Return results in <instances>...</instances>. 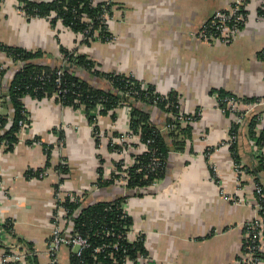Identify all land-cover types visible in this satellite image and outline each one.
Here are the masks:
<instances>
[{
    "label": "crops",
    "instance_id": "obj_1",
    "mask_svg": "<svg viewBox=\"0 0 264 264\" xmlns=\"http://www.w3.org/2000/svg\"><path fill=\"white\" fill-rule=\"evenodd\" d=\"M15 2L0 0V42L39 49L44 54L37 60L49 65H60L61 46L75 49L93 59L99 71L133 75L160 93L174 90L186 112L202 109L184 151L169 153L166 174L158 187L132 195L129 212L135 227L146 236L149 255L156 264H234L251 207L231 201V195L241 191L235 184L228 147L212 151L210 160L217 165L215 179L204 151L227 138L236 118L218 105L212 90L222 89L239 97L264 96V3L244 0L245 25L233 41L222 44L204 42L196 35L217 9L234 0H121L110 22L116 39L86 45L70 30L52 28L45 19L27 20L15 10ZM2 64L11 65L0 52ZM10 71L7 68L2 78L3 88L10 80ZM75 72L94 86L109 88L103 77L86 70ZM23 102L30 114L29 128L20 133V142L11 152L0 147V212L6 221L11 220L18 237L32 243L37 264H48L53 185L60 177L55 165L61 161L67 164L62 193L84 192L86 200L93 202L116 195L112 187L95 185L100 166L97 154L105 160L101 164L105 175L117 156L96 149L82 108L63 107L51 98L25 96ZM250 110H244L242 117ZM124 112V107L117 108L116 121L99 117L101 129L123 131L127 126ZM151 115L157 124L166 116L158 108H153ZM242 132H247L246 125ZM35 136L41 144L32 142ZM248 141V148L239 145V156L246 167H252L258 160ZM45 148L50 149L49 174L26 178V171L38 173L37 168L46 164ZM257 177L264 183V172ZM243 181V192L249 194L251 181ZM7 240L14 242L12 236ZM68 256L69 248L60 247L59 263L69 264Z\"/></svg>",
    "mask_w": 264,
    "mask_h": 264
},
{
    "label": "trees",
    "instance_id": "obj_2",
    "mask_svg": "<svg viewBox=\"0 0 264 264\" xmlns=\"http://www.w3.org/2000/svg\"><path fill=\"white\" fill-rule=\"evenodd\" d=\"M16 1L27 20L44 18L52 28L60 25L75 35L82 34L80 43L88 45L94 41L107 42L111 38V33L108 31L105 22V14L108 16L112 14V2L106 4V1L93 3V0ZM202 26L203 24L200 28ZM0 50L15 60L23 61V66L13 73L6 93L0 84V130H2L0 142L6 141L5 144L3 143L5 145L3 151L11 152L19 140L20 120L30 125V114L23 102V98L29 96L37 100L51 98L63 107L82 108L90 126L94 128L95 132L93 133L92 130V135L96 149L100 151L106 149L112 153L114 158V153L120 152L123 149L122 146H127L126 144L111 143L112 137H119L122 130H113L110 141L100 146L98 133L103 131L107 135L109 132L101 129L98 118L108 116L112 121H116V110L122 106L125 108V119L129 118L126 127L133 135L137 136V140L131 142L130 146L137 151L143 144L146 146V149L140 153H135L136 151L133 152V150L128 153L130 157L134 156L135 158V163L127 167L128 180L124 187L128 190V195L154 191L148 188L154 180L164 178L169 153L171 151H184L188 141L191 140L193 123L189 121L183 123L178 119V115L182 113L181 110L184 117H190L192 121H198L201 117L197 114L201 109L199 107L194 112H186L181 109V97L178 92L171 90L160 93L153 85L129 78L124 73L99 71L96 68L97 63L93 59L86 54L76 52L75 49L60 47V65H49L38 61L37 59L44 54L39 49H26L0 42ZM261 55L264 58V49L261 51ZM60 68L63 70L62 74L58 73ZM76 70H86L90 74L105 78L109 82V88L90 84L77 75ZM5 73L6 69H1L0 77H3ZM128 79L132 82L129 83ZM141 83H145V90L141 88ZM119 92L129 93V97L127 99L120 98L117 95ZM211 95L215 100L217 99L220 107L224 106L222 100L225 97H239L222 89L212 90ZM258 98H264V96L241 97L242 101L246 103L255 102ZM153 108H158L166 114L164 122L160 125L152 119L151 110ZM242 113L243 111L235 114L238 116L237 114ZM259 115L264 117V105L252 108L248 114L243 116L244 120L241 122L233 120L228 135H235V139L231 140L228 149L235 162H241L239 145L248 148L250 145L248 138L249 140L255 138L256 144L259 146L264 145V129L262 127L259 131L257 130ZM245 125L247 136L246 133L242 132ZM243 137L246 139L243 140ZM45 154L47 159L44 167H48L50 166V149L45 148ZM97 158L100 166L98 167L95 185L110 187L119 178L116 171L121 170L122 159L115 161V170L106 178L103 175L104 168L101 165L105 161L103 155L98 153ZM154 159H159V163L155 169H151L150 163ZM55 168L60 169V177L53 185L54 195L60 191L59 183L64 181L68 169L66 163L65 165L59 163L55 165ZM247 168L255 176V181L250 182L251 192L254 184H257L262 185L264 193V183L257 177L258 173L264 172V155L259 156L255 166H247ZM41 169L37 168L36 171ZM24 174H26V178L37 177V172L31 170ZM125 197L127 195L123 196L121 193H117L114 198L95 202H88V200L79 197L75 201H70L69 195L60 199L68 211V223L64 225V230L79 234L88 243L80 255L69 250V264H125L126 260H135L138 255L149 253L145 235L137 237L134 241H130L127 237L134 221L130 214L124 212ZM262 204L264 205V197ZM75 211L76 213H74ZM7 222L8 224H3V226L11 227V220L7 219ZM13 238L18 242L23 241L27 247V252L30 251L26 254V263L37 264L32 243L16 234ZM242 244L243 249L245 242ZM0 246L1 248L5 247L4 245ZM98 248L99 250L96 251ZM3 249L7 251L6 247Z\"/></svg>",
    "mask_w": 264,
    "mask_h": 264
},
{
    "label": "built area",
    "instance_id": "obj_3",
    "mask_svg": "<svg viewBox=\"0 0 264 264\" xmlns=\"http://www.w3.org/2000/svg\"><path fill=\"white\" fill-rule=\"evenodd\" d=\"M103 1H106V4L110 2L113 3L111 5L112 14L109 16L105 14V19H106L105 22L107 24L108 31L111 33V38L108 41H114L116 39V35L113 33L110 27V22L113 20L115 16V12L116 10H118V7L120 6L121 0H93V3L103 2ZM260 1L264 2V0H260ZM244 5H245L244 0H234V2H232L228 7L217 9L212 14L210 19L203 24L202 28L198 30L196 36L200 40L208 43L217 42V43L227 44L233 41L237 37L238 33H240L246 21V13L244 12ZM18 6L19 5L17 4L16 1L14 5L15 10L23 15V12L19 9ZM121 14H123L122 9H121ZM40 19H44V18H40ZM58 26L60 27V25ZM77 36L79 40L82 38V34ZM0 52L8 59L9 63H11L10 67H6L5 64L0 65V70L3 68L5 69L11 68L9 74V79L11 80L13 73L23 66V61L20 59L15 60L10 55H7L3 50H0ZM58 73L62 74L63 70L60 68L58 70ZM126 75L129 78L137 79L133 75H129V74ZM2 78L3 77H0L1 85L3 83ZM128 82L131 83L132 81L128 79ZM8 83L5 88H3L2 86L3 91L5 93L7 92L8 89ZM141 88L145 90V83L144 84L141 83ZM133 93H135V91H133ZM118 94L126 95L127 98L129 97V93L119 92ZM222 101H224L225 108L233 115H236L235 113H240L241 111L244 110L245 112H247L258 105H264V98H258L255 102L252 103H246V102L244 103L241 97L230 96V97H225ZM181 112L183 113L182 110ZM182 113L178 115V119L181 122L183 123H186L187 121L191 123L195 122L192 121V118L190 117L185 118ZM197 114L201 115L202 109H200L197 112ZM237 115L238 116L234 118V121L240 122L242 118V114H237ZM258 119H259V123L257 124V130L259 131L260 129H262V127L264 129V117L262 115H259ZM128 120L129 118L126 119V124L128 123ZM98 124H100L99 118H98ZM20 125H21V129L18 132L19 133L18 138L20 133L22 132L24 133L25 130H27L30 126L29 124L21 120H20ZM92 127L93 126H91V129L93 130L94 128ZM1 132L2 130H0V133ZM94 132L95 131L93 130V133ZM98 138L100 140V145L102 142L103 143L109 142L111 139V133L105 135L103 131H101L98 133ZM233 139H235V135L229 134L227 138L222 139L215 145L207 147L204 151L205 157L208 158L209 161L208 165L211 170V174L214 176L213 177L214 179L216 178L215 175L217 173V165L214 161L210 160L212 151L220 147L229 148L231 140ZM136 140H137V136L133 135L127 127L125 130L121 131L119 137H112V142H111L112 144L114 143L126 144L127 148L122 146L123 149L120 152L114 153L117 156V159L112 161V164L110 166L111 169L106 173V175L105 173L103 174L104 177L108 178L112 173V171L115 170V161L116 160L121 161L122 159L121 170L116 171V173L119 174V178H117L110 187L114 189L116 194L121 193L123 196L127 195V197H125V202L123 205L124 212L127 214H130L129 205H130L131 194L128 195L129 192L127 189H125L124 185L127 183L128 180L127 167L130 164L135 163L134 156L130 157L128 153H130L131 150H133V152L136 151L135 153H140L142 150L146 149V146L144 144L140 146V149L138 151L133 149L130 146V143L135 142ZM5 142H6L5 140L1 141L0 147H4ZM18 142L20 141L18 140L17 143ZM32 142H37L41 144L42 141L40 137L35 136L32 137ZM250 143L254 149L256 159L258 160L259 156L264 155V145L259 146L258 144H256L255 138H251ZM212 147L214 148L212 149ZM158 160L154 159L153 162L150 163L151 169H155L158 166L159 163ZM60 163H62V165H65L64 161H61ZM231 166L234 173L235 184L237 186V189L241 191L239 193L231 195V201L236 205H241V204L249 205L252 211L250 218L244 222L243 242H245V244L234 264H264V205L262 204V198L264 197L263 187L262 185L254 184L252 192H250L249 194L244 193L243 190L245 188V183L243 180L245 178H248V181L250 180L252 182L255 181V176L242 162H235L234 160H232ZM41 168L42 169L38 171L36 178H43L47 176L51 169L50 166L41 167ZM56 171L59 173L60 169L57 168ZM161 180L162 179L154 180L149 186V188L148 187L147 188L153 190L156 189ZM62 185L63 182L59 183L60 191L55 194V203H54L53 212L51 214V219H53V221L50 222V233L47 242V251H48V259H49L48 264H60L58 260V252L60 250V247L62 246L68 247L69 250L73 251L77 255H80L81 251L86 246H88L87 241L79 234L66 232L64 230L65 229L64 225L68 223V216H67L68 211L62 205L60 200L67 195H69L70 201H75L78 197L82 199H86L85 196L86 194L84 192L75 193L71 191L62 193L61 192ZM130 192L132 191L130 190ZM138 192H140V190ZM58 200H60L59 203ZM100 200L102 199H97L95 201H100ZM0 205H1V200H0ZM74 213H76V211ZM3 224H8V222L1 216V212H0V245H4L7 248L6 251L5 249H3L5 247L1 248L0 246V264H11V263L27 264L26 254L30 251L28 250L27 252L26 249L27 247H25L23 241L18 242L14 240V242L12 241L8 242L7 237L10 236L13 237L15 235L14 228L12 226L4 227ZM141 235H144L142 230L138 227H135V225H133L127 233V237L130 241H134L137 237ZM97 250H99V248L96 249V251ZM124 263L125 264H156V261L153 260L148 253L147 255L140 254L136 257L135 260H126V262ZM84 264H88V263H84Z\"/></svg>",
    "mask_w": 264,
    "mask_h": 264
},
{
    "label": "water",
    "instance_id": "obj_4",
    "mask_svg": "<svg viewBox=\"0 0 264 264\" xmlns=\"http://www.w3.org/2000/svg\"><path fill=\"white\" fill-rule=\"evenodd\" d=\"M118 96H119L120 98L127 99V96H126V95H123V94H118Z\"/></svg>",
    "mask_w": 264,
    "mask_h": 264
},
{
    "label": "rangeland",
    "instance_id": "obj_5",
    "mask_svg": "<svg viewBox=\"0 0 264 264\" xmlns=\"http://www.w3.org/2000/svg\"><path fill=\"white\" fill-rule=\"evenodd\" d=\"M259 1H260V0H259ZM260 2H261V3H264V2H262V1H260ZM243 27H244V26H243ZM243 27H242V28H243ZM241 30H242V29H241ZM159 125H160V124H159Z\"/></svg>",
    "mask_w": 264,
    "mask_h": 264
}]
</instances>
